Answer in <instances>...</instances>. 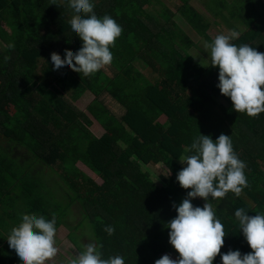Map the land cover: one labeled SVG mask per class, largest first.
Segmentation results:
<instances>
[{
	"label": "trees",
	"instance_id": "trees-1",
	"mask_svg": "<svg viewBox=\"0 0 264 264\" xmlns=\"http://www.w3.org/2000/svg\"><path fill=\"white\" fill-rule=\"evenodd\" d=\"M92 2L99 18L113 17L123 31L110 48V74L101 69L85 77L56 70L51 61L53 52L63 59L65 49L82 47L69 24L68 0H0V264H21L7 238L22 214L47 220L55 214L58 232L75 205L82 216L74 228L90 223L103 258L177 259L167 223L177 215L173 204L190 191L176 180L186 167L179 159L192 154L186 149L200 133L214 141L229 135L246 164L248 187L240 196L229 192L208 202L224 225L221 255L251 252L234 213L264 214V113L234 111L217 87L219 68L211 67L209 51L202 53L175 17L204 42L233 31L232 43L264 53V0H206V13L191 0H180L176 11L163 0ZM88 92L92 100L81 110L77 103ZM144 102L165 117L162 124ZM158 165L171 174L143 170ZM191 202L203 207L207 201ZM106 226L115 229L112 235ZM221 255L213 264H222Z\"/></svg>",
	"mask_w": 264,
	"mask_h": 264
},
{
	"label": "clouds",
	"instance_id": "clouds-1",
	"mask_svg": "<svg viewBox=\"0 0 264 264\" xmlns=\"http://www.w3.org/2000/svg\"><path fill=\"white\" fill-rule=\"evenodd\" d=\"M68 6L74 10L69 20L71 30L82 41V47L75 53L65 49L63 59L53 52L51 61L56 70L68 67L88 77L112 63L110 48L115 46L123 29L109 15L99 18L92 0H68ZM235 37V32L219 34L211 43L205 42L204 47L210 53L211 67L219 68L220 93L230 98L235 112L256 117L264 113V53L247 44L237 46L232 43ZM8 47L14 48V44ZM4 59L7 61L9 57ZM186 151L192 154L179 159L186 167L177 173L176 180L181 188L190 191L178 206L173 204L177 215L167 223L169 243L179 256L173 259L165 254L155 264H213L221 255L226 234L209 198L221 200L229 192L239 197L248 187L246 164L234 152L229 135L221 133L214 141L200 133ZM167 172L171 174L169 169ZM197 197L207 201L203 207L193 206L191 201ZM234 215L252 251L242 255L239 250H229L221 255L222 264H264V214L249 216L238 208ZM104 231L112 235L115 229L106 226ZM56 237L55 214L51 220L42 215L22 214L21 222L10 230L7 242L21 264H49L59 252ZM102 247L86 243L65 264H125L119 255L103 258Z\"/></svg>",
	"mask_w": 264,
	"mask_h": 264
},
{
	"label": "rangeland",
	"instance_id": "rangeland-1",
	"mask_svg": "<svg viewBox=\"0 0 264 264\" xmlns=\"http://www.w3.org/2000/svg\"><path fill=\"white\" fill-rule=\"evenodd\" d=\"M163 1L167 6L171 8L172 11H176L177 7L181 4L180 0H163ZM205 2L206 0H191L190 4L199 11L206 13ZM175 21L178 23L180 27H182V29L187 34H189V36L193 38L194 41L198 43L199 50L202 53L207 52V50L204 47L205 42L201 40V37L184 20H182L178 14L175 17ZM232 32L233 31H223L221 34L227 35ZM237 36L238 34L236 33V37ZM103 69H105L107 73L110 74L111 71L110 65L104 67ZM91 95L92 94L89 92L86 93L85 96H83V98L80 99V102L77 103V105L80 106L79 108L81 110L86 109V106L91 102L92 100ZM106 102L109 108L116 115L120 116L121 114H123L124 112L123 108L120 107L119 104H117L110 97H106ZM144 105L156 117V121H157L156 123L158 125L162 124L165 121V117L162 114H160L154 108L153 110L151 107H149V105L146 102H144ZM143 170L145 171L150 170L158 174L167 173L166 167L161 165L151 166L149 168L143 166ZM54 178L58 180L57 176H54ZM56 193L60 196L62 195L60 190L57 191ZM81 216H82L81 210L78 205L73 206L70 211L68 210L66 219L64 221V225L62 226V228L60 227L57 232L56 242H57V247L59 249L58 255L55 257L54 260L50 261L49 264H65V261L68 258L73 257L74 255H78V253L83 250V247L86 243L89 242L95 243L93 238L94 236L92 233L93 230L89 222L85 221V223H82V225L78 230L74 228L76 224L81 220Z\"/></svg>",
	"mask_w": 264,
	"mask_h": 264
}]
</instances>
